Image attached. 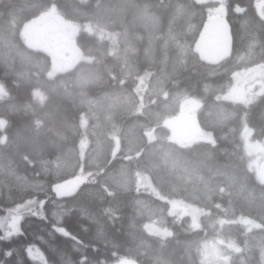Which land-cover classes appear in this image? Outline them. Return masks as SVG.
<instances>
[{
	"label": "trees",
	"instance_id": "obj_1",
	"mask_svg": "<svg viewBox=\"0 0 264 264\" xmlns=\"http://www.w3.org/2000/svg\"><path fill=\"white\" fill-rule=\"evenodd\" d=\"M258 1L226 0L231 52L209 63L196 44L214 1L0 0V216L34 201L24 235L0 239L4 264H213L203 251L218 239L232 245L221 264H264V183L241 136L264 141V93L249 106L224 99L237 72L264 64ZM53 9L83 24L75 43L88 59L57 74L21 36ZM189 98L212 141L183 147L165 123ZM75 180V195H58ZM174 200L202 210L199 228L170 213Z\"/></svg>",
	"mask_w": 264,
	"mask_h": 264
},
{
	"label": "rangeland",
	"instance_id": "obj_2",
	"mask_svg": "<svg viewBox=\"0 0 264 264\" xmlns=\"http://www.w3.org/2000/svg\"><path fill=\"white\" fill-rule=\"evenodd\" d=\"M198 2L214 1L218 3L216 8L210 10L208 21L203 29L196 51L201 58L209 63H217L226 58L231 52L232 38L231 32L226 21V0H197ZM258 13L264 18V0H259L257 5ZM80 22H69L54 9L42 14L38 18L28 22L22 29L21 36L23 42H30L35 45L33 48L45 52L52 61V72L54 74L62 73L72 69L78 63L88 60L76 46V36L78 30L82 27ZM31 36H28V34ZM216 34L219 35L220 41L218 46H208L207 43L217 44ZM217 46V47H216ZM145 81H140L141 91H144ZM264 93V64L256 65L246 70L237 72L234 75V82L230 90L224 96L225 100L235 103H242L249 106L255 102L259 96ZM1 95V90H0ZM203 105L194 98L186 99L182 102L178 114L166 119L167 122L173 124L172 127L165 126L169 129L170 141L178 146L187 147L197 142L212 141L209 133H206L200 126L199 113ZM220 111V109H219ZM218 112L217 108H212L211 115ZM87 124L86 116L83 117L84 127ZM242 141L245 152V158L248 168L253 171L260 182L264 183V141L258 142L252 139V132L248 127H244L242 131ZM149 139L154 140V133L149 134ZM88 169H83L80 176L89 177ZM138 183L145 190L152 189L151 182L140 175ZM34 201H28L22 205L14 206L5 216H0V227L4 232L8 231L11 223V216L22 217L25 212L32 208ZM199 208L193 205L183 203L179 200L171 201L170 213L181 220L185 217L191 218L194 228L200 226L201 212ZM156 213H158L156 211ZM249 225L250 221H245ZM151 231L161 232L156 226L150 227ZM232 245L216 240L213 247L207 246L203 251L204 260L208 263L221 264L229 259L227 253L228 248ZM115 264H136L134 261L121 260Z\"/></svg>",
	"mask_w": 264,
	"mask_h": 264
},
{
	"label": "snow or ice",
	"instance_id": "obj_3",
	"mask_svg": "<svg viewBox=\"0 0 264 264\" xmlns=\"http://www.w3.org/2000/svg\"><path fill=\"white\" fill-rule=\"evenodd\" d=\"M11 218V223L9 225L8 231L4 233V235L0 236V239L2 240H12L13 237H20L22 235H24V233L21 231L20 228V221L22 219V217L20 216H9ZM55 231V228L53 229ZM31 245H27L25 247V253L27 254L28 251L31 249ZM13 251L14 249L9 248L7 251H5L3 253V256L5 258V260H10L12 255H13ZM29 259H31V256L28 257ZM0 264H4L3 260H0ZM16 264H22L21 261H17Z\"/></svg>",
	"mask_w": 264,
	"mask_h": 264
},
{
	"label": "water",
	"instance_id": "obj_4",
	"mask_svg": "<svg viewBox=\"0 0 264 264\" xmlns=\"http://www.w3.org/2000/svg\"><path fill=\"white\" fill-rule=\"evenodd\" d=\"M28 36H31V34L29 33ZM216 37L217 40H219V36L217 35ZM34 45L35 44L32 42L28 43V46L31 48H33ZM208 46L213 47L212 44L210 43H208ZM166 125L170 127L173 126L171 122H167ZM82 185H83L82 180H75L71 182L67 181L57 187V193L59 196L70 197L75 195Z\"/></svg>",
	"mask_w": 264,
	"mask_h": 264
},
{
	"label": "flooded vegetation",
	"instance_id": "obj_5",
	"mask_svg": "<svg viewBox=\"0 0 264 264\" xmlns=\"http://www.w3.org/2000/svg\"><path fill=\"white\" fill-rule=\"evenodd\" d=\"M216 36H217V34H216ZM217 38V37H216ZM217 40V39H216ZM218 42H219V40H217V44H214V43H211L212 44V46L214 47L215 45H217L218 46ZM208 44V43H207ZM216 46V47H217Z\"/></svg>",
	"mask_w": 264,
	"mask_h": 264
}]
</instances>
